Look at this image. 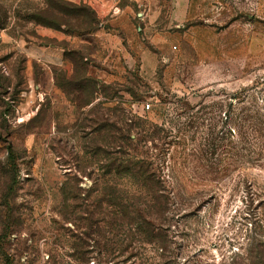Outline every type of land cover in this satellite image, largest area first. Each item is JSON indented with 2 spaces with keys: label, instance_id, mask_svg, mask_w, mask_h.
Listing matches in <instances>:
<instances>
[{
  "label": "rangeland",
  "instance_id": "374dc122",
  "mask_svg": "<svg viewBox=\"0 0 264 264\" xmlns=\"http://www.w3.org/2000/svg\"><path fill=\"white\" fill-rule=\"evenodd\" d=\"M86 1L0 0V257L264 264V0ZM111 126L171 198L148 243L59 216L60 184L83 195L88 151L116 148Z\"/></svg>",
  "mask_w": 264,
  "mask_h": 264
},
{
  "label": "trees",
  "instance_id": "16d2710c",
  "mask_svg": "<svg viewBox=\"0 0 264 264\" xmlns=\"http://www.w3.org/2000/svg\"><path fill=\"white\" fill-rule=\"evenodd\" d=\"M67 5L76 11L77 15L83 16L90 11L93 19L96 18L95 11L88 6ZM125 123L128 130L131 125ZM120 129L114 126L108 129L111 146L116 145V148L108 149L109 145L105 144L88 151L91 160L98 164L99 174L92 185L84 189L83 195L71 184L72 179L67 178L60 184L62 200L59 216L64 221L83 219L82 235L85 238L112 240L120 235L119 247H128V243L134 242V239L140 243H148L159 233L171 198L165 193L161 180L151 170L150 164L121 149L124 143L129 148L130 135L114 136ZM116 141H121V144ZM7 153L5 167L11 182L14 183L18 168L11 144L7 145ZM11 211L9 208L8 217H11ZM8 226L12 227L11 222ZM122 235L124 236L121 237ZM123 241L127 242L123 244ZM0 259L2 264H17L13 255H5ZM55 259L56 257L50 254L47 261L49 264H55ZM25 261L26 264H32L33 258L28 256Z\"/></svg>",
  "mask_w": 264,
  "mask_h": 264
},
{
  "label": "crops",
  "instance_id": "0c3cea01",
  "mask_svg": "<svg viewBox=\"0 0 264 264\" xmlns=\"http://www.w3.org/2000/svg\"><path fill=\"white\" fill-rule=\"evenodd\" d=\"M68 1H72L73 2V1H76V0H68ZM84 1H86V0H84ZM55 53H56L57 56H56V58L52 59V62L51 63H53L54 65H60V64H62L63 63V58H62L61 52H55Z\"/></svg>",
  "mask_w": 264,
  "mask_h": 264
},
{
  "label": "built area",
  "instance_id": "2783aa9c",
  "mask_svg": "<svg viewBox=\"0 0 264 264\" xmlns=\"http://www.w3.org/2000/svg\"><path fill=\"white\" fill-rule=\"evenodd\" d=\"M149 107H150L149 103H146V104L144 105V108H145V109H149Z\"/></svg>",
  "mask_w": 264,
  "mask_h": 264
}]
</instances>
